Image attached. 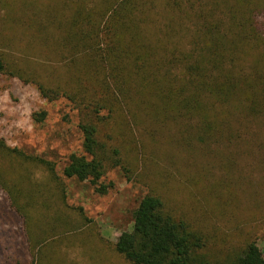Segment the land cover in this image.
I'll use <instances>...</instances> for the list:
<instances>
[{"label":"trees","instance_id":"trees-1","mask_svg":"<svg viewBox=\"0 0 264 264\" xmlns=\"http://www.w3.org/2000/svg\"><path fill=\"white\" fill-rule=\"evenodd\" d=\"M62 5L35 11L24 4L22 21L6 22L0 31V75L34 85L44 99L66 100L77 111L82 150L69 156L65 177L89 182L105 195L111 171L120 170L128 181L140 176L145 145L139 133L145 128L171 126L177 140L187 142L192 132L200 144L228 146L238 144L255 123L264 124V0H64ZM13 24L35 42L36 51L54 57L56 66L36 69L31 59L15 57L11 49L18 43L5 35ZM9 158L22 176L23 168L41 166L65 197L56 164L0 142V163ZM12 182L0 178L14 204L22 195ZM17 209L27 221L26 206ZM209 244L150 188L133 213L132 230L118 238L114 250L131 264H264L255 241L227 258L211 256ZM41 255L42 248L31 264H43Z\"/></svg>","mask_w":264,"mask_h":264},{"label":"rangeland","instance_id":"rangeland-1","mask_svg":"<svg viewBox=\"0 0 264 264\" xmlns=\"http://www.w3.org/2000/svg\"><path fill=\"white\" fill-rule=\"evenodd\" d=\"M63 1L0 0V31L8 20L22 21L24 4L35 11L59 10ZM22 29L13 24L5 32L18 43L13 55L31 59L36 69L56 66ZM170 128L142 130L140 176L128 181L113 170L104 181L107 193L100 195L89 182L63 174L69 156L82 150L77 111L66 100L44 99L34 85L0 75V142L56 164L66 187L63 198L41 166L23 168L22 176L12 159L0 163V178L8 185L15 180L22 195L13 204L0 185V264H31L40 248L43 264H131L114 245L132 230L133 213L150 188L208 238L211 256L233 257L254 241L264 253V124L255 123L238 144L228 146L200 144L192 132L187 142L177 140ZM20 206H26L27 221Z\"/></svg>","mask_w":264,"mask_h":264}]
</instances>
